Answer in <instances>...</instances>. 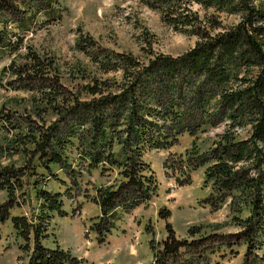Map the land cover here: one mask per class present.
<instances>
[{
    "label": "trees",
    "instance_id": "trees-1",
    "mask_svg": "<svg viewBox=\"0 0 264 264\" xmlns=\"http://www.w3.org/2000/svg\"><path fill=\"white\" fill-rule=\"evenodd\" d=\"M37 1L43 0L0 3V16L4 6L23 11ZM142 1L172 29L196 35L193 45L174 56L154 52L139 60L130 52L95 45L79 34L75 43L95 70L79 72L88 77L81 85L84 97H78V89L64 103L58 100L52 106L57 116L34 143L28 164L33 170L28 174L36 173V168L50 174V163L57 166L69 159L66 147L74 148L79 156L78 169L99 167L101 174L114 169L117 183L106 184L93 196L100 214L91 227L108 232L117 207L128 212L154 189L144 151L171 146L185 132L191 136V145L179 161L188 170L204 166L203 183L209 182L207 202L212 210L227 200L232 213L246 211L231 217L241 226L239 234L244 235L246 247H255L249 239L264 230V0ZM190 3L213 12L199 14ZM40 8L36 4L34 12ZM216 12L235 13L238 19L212 31L219 26ZM4 33L0 26V44ZM34 57L40 70L38 57ZM96 71H119L120 75L101 77ZM219 124L223 128L210 146L199 150L195 136ZM19 174L12 163L0 164V188L8 196L0 204V220L14 202L11 194L21 185ZM180 179L176 182L186 181ZM34 192L39 214L11 216L14 231L23 238L19 244L23 264H70L74 256L68 249L49 248L40 240L48 234L46 209L63 212L58 193L41 188ZM163 243L158 257L145 264H171L163 259L164 254H173L176 246L184 244L174 238Z\"/></svg>",
    "mask_w": 264,
    "mask_h": 264
},
{
    "label": "rangeland",
    "instance_id": "rangeland-1",
    "mask_svg": "<svg viewBox=\"0 0 264 264\" xmlns=\"http://www.w3.org/2000/svg\"><path fill=\"white\" fill-rule=\"evenodd\" d=\"M36 4L41 8L34 12ZM36 4L23 11L4 6L0 16L5 30L0 44V164L12 163L22 172L21 185L11 194L14 202L0 220V264L25 262L19 248L23 238L14 231L11 216L39 214L34 191L40 188L58 193L63 210L46 209L48 234L41 243L68 249L74 256L70 264H145L158 257L163 242L171 238L184 243L176 246L173 254H164L163 259L171 264H264V230L249 239L255 247H246L244 235L239 234L241 226L231 217L243 216L246 211L232 213L227 200L212 210L207 202L209 182L203 183L204 166L188 170L179 161L191 145V136L185 132L171 146L144 151L154 189L129 212L117 207L108 232L91 227L100 214L93 196L106 184L117 183L114 169L104 174L99 167L78 169L79 156L74 148L66 147L69 159L57 166L50 163V174L41 173V168L28 174L33 170L28 164L34 143L57 116L52 106L58 100L64 103L70 92L76 94L78 89V97H84L81 85L88 77L79 72L95 70V64L75 43L79 34L88 36L95 45L130 52L139 60L154 52L177 55L196 39L194 34L165 24L142 0H43ZM190 6L199 14L213 12L196 3ZM215 16L219 26L212 31L238 19L235 13L216 12ZM35 55L40 70L34 64ZM95 74L119 78L120 72ZM222 128L219 124L198 133L195 146L206 149ZM178 178L186 181L176 182ZM7 199V191L0 188V204Z\"/></svg>",
    "mask_w": 264,
    "mask_h": 264
}]
</instances>
